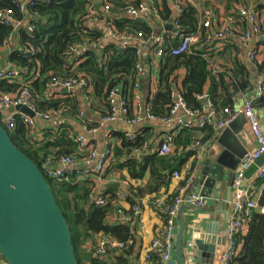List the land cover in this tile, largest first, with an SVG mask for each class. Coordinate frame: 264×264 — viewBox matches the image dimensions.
I'll return each mask as SVG.
<instances>
[{
  "label": "trees",
  "instance_id": "1",
  "mask_svg": "<svg viewBox=\"0 0 264 264\" xmlns=\"http://www.w3.org/2000/svg\"><path fill=\"white\" fill-rule=\"evenodd\" d=\"M105 3L111 6L108 9L110 17L107 16V20L116 31L127 32L130 35L143 33L146 37L156 32L158 26L155 28L153 26L155 23L147 16L132 20L126 16L115 15L125 9L127 6L125 0H106ZM157 5L161 18L172 17L169 0H161ZM97 6L94 0H35V5L28 12V16L31 17H27L28 25L32 24L34 29L27 27L19 31L24 49L31 44L34 52L26 56L24 51L15 53L11 56V61L22 69L35 71L38 69V76L34 80L26 78L23 82L10 80L13 81L11 83L8 79H0V92L18 93L23 85H27L40 111L57 109L59 102L45 99L50 81L53 78L71 79L82 76L90 86L91 92L89 90L88 94L91 93L94 98L102 101L109 111L110 90L120 84L125 91L133 87L134 81L129 85V78L135 79L137 47L134 44H127L124 47L114 43L100 44L101 32L88 27L84 19L91 9L100 15ZM258 8L263 9L264 5ZM0 9H11L17 19L23 18L11 0H0ZM198 21L195 8L190 4L185 5L178 17L181 29L192 32L196 29ZM14 26L0 24V45L13 33ZM169 41L176 43L175 39L169 38ZM77 43L86 45L72 52L71 48ZM211 56V51L197 49L193 45L190 51L180 55L163 56L157 89L149 100L150 114L157 119L169 115L175 101L174 79L181 69H184L186 74L177 91L191 111L203 110V101L199 96L205 94L217 111L234 106V96L251 88L248 70L239 60L234 61L231 67L224 66V70H217ZM262 64L263 68L260 69L263 71L264 63ZM1 117L0 115V121ZM29 129L23 122L17 121L13 129L6 130L17 148L34 161L41 171L42 162L47 158L57 162L61 156H73L77 142L73 141V137L65 135L64 131L60 130L55 134L47 132L42 140L34 141L30 137ZM205 130L213 133L210 125L206 126ZM193 131L195 130L184 128L176 134L173 141L174 151L186 148L196 141H204L210 136L208 134L197 139ZM151 136L148 128L136 132L134 140L121 135V148L117 150V155L124 156V161L115 162L116 165L111 163L107 167L110 169L114 166L117 170H125L126 175L135 180L143 179L148 172V179L143 188L129 187L126 199L131 204H134L135 197L157 193L159 188L169 183L172 171L178 166L175 160L169 158L170 154L162 156L155 152H147L138 158L131 155L133 150L141 151L149 147L152 143ZM47 181L63 216L68 221L78 264H126L122 253L117 255V250L107 249L102 254L95 253V242L99 235L123 244L132 237L128 223L108 222L109 216L118 210L113 204L117 200L114 191H106L109 195L106 203L96 205L92 199L94 188L92 181L79 180L73 172L59 180L47 178ZM237 240L242 242V246L230 264H264V215L251 214L246 234H239ZM88 244L89 247L86 248Z\"/></svg>",
  "mask_w": 264,
  "mask_h": 264
},
{
  "label": "crops",
  "instance_id": "2",
  "mask_svg": "<svg viewBox=\"0 0 264 264\" xmlns=\"http://www.w3.org/2000/svg\"><path fill=\"white\" fill-rule=\"evenodd\" d=\"M158 1L159 4L161 0ZM194 1L202 8H208L212 11V21L215 25L227 23L231 26L238 27L240 30L247 29L249 24L246 21L243 22L237 15H231L228 13L227 9L237 5L256 7L262 14L261 18L264 24V8H258L259 6L264 5V0L257 6L253 5L251 0ZM94 2L98 4L97 11L100 14L105 15L106 18L107 16L110 17L108 11L104 9L106 0H94ZM171 5V0H169V6L171 7ZM115 15L123 16L122 13ZM21 20L22 24L14 26L15 29L13 30V33L4 40L6 41L5 44L3 42L0 45V70L4 68H17L23 70L11 61V56L13 54L25 50V46L20 39L19 31L23 28L27 29L28 22L25 17ZM151 22L155 23V25H153L155 28L156 25L158 26L159 21L155 22L152 20ZM90 27L101 32V45L114 43L123 47V42L121 39H115L108 33L109 28L106 22L92 24ZM125 43V45H130L134 44L135 42L133 43L131 40H128ZM134 45H136V43ZM250 45L251 42L249 44H241L228 38L227 36H224L220 41L214 44L210 51L212 52V62H214V66L217 70H224V66L227 68L231 67L234 61L236 62L238 60L248 70L251 88L234 96V106L240 105L246 100L253 101L254 108L259 115L260 125L264 134V96L261 99H259L260 97L257 98V86L259 85L260 81L264 79V69L263 71L260 69V67L263 68L262 60H264V36L261 37L257 42H253V45L256 46L258 52V56L254 61H249L246 56L247 48ZM141 48L143 64L140 70V75L137 78L135 77L134 80L129 78V85L138 79V89L131 87L125 91L121 84L114 88V90L117 91V93L127 101L128 117L130 118L139 116V122L130 125L121 119H116L115 121L101 123L100 118L108 111L106 110V107L102 101L94 98L93 95H91V89L89 95L87 92H83L81 88H72L68 91H65L64 88L60 87L48 91L47 95H45L46 100H49L50 102H59V107L57 109L49 108L45 111L42 110L44 112H49L50 118L48 120H35L34 128L29 129L31 139L34 141H40L44 138V135L47 132L55 134L60 132V130L64 131L65 135L73 137V141H76L77 135H83L88 142L89 148L91 147L96 149L98 153L109 152V166L111 163L116 165L115 162L119 163L124 161V156L121 157L117 155V150L121 148V135L128 137L129 134L148 128L152 134L150 140L152 143L149 145V147H146L141 151L133 150L131 155L138 158L147 152L154 153L153 146L159 143L160 139H162L165 135L171 134L174 130V125L167 124L159 120H150L146 117V104L156 92L160 79L161 58H153L152 44H145ZM38 73V69L36 71L28 70V74H23V80H20L19 82H23L29 77L30 79L34 80L37 78ZM185 74L186 72L184 69H181L177 72L178 76L174 79L176 84L175 91L173 92L174 96L178 93L177 88L180 87L181 81ZM8 82L11 83L13 81L9 80ZM10 94L14 95L16 93ZM110 101L111 103H116L118 98L113 97ZM202 101L203 107L207 109L209 99L204 98ZM10 112L12 111H9L8 108L3 110L0 115L3 117ZM174 118L186 120L189 117L185 114L183 109H179L176 112ZM238 125L239 128L241 127V131L246 132L249 136L246 141L247 145H253L254 147L255 142L248 132L246 121H242L241 119L240 122L237 123V126ZM206 126L202 128V130L193 131L196 134L197 139L210 134L209 130H205ZM210 126L213 129V133H211L210 136L204 141H198L199 145H195L194 142L188 145L186 148H179L174 151L175 146L173 143L172 151L169 153L170 155L167 154L169 158H172L178 164L175 170H181L186 164H189L192 167L193 181L197 175V172L201 168L202 162L207 159V156L212 155V153L213 155L217 156L224 149L217 143L216 130L218 127H216L214 124ZM73 157L76 161L77 169L80 170V175L77 176V179H87L88 181H92L94 183L93 200H95L98 196L109 197L106 191H116L110 187L112 183H120L123 180H127L129 185L123 189L127 196L129 195L130 186L143 188L148 179V172L143 179L135 180L130 179L126 175L125 170H117L114 166H112L110 169H107L108 166H106L105 171L101 174L93 173L92 169L95 167L97 159L90 161L87 149H81L78 147V145L75 148ZM56 166L60 167L61 163L58 162ZM261 167H264V161L255 163L248 175L245 176V183L251 185V197L257 202V207L253 209L251 214L255 213L264 215V212H262V209H264V178H259L257 176V173ZM172 173L169 183L159 188L157 193H150L137 198L135 197L134 204L129 203L126 198L117 199L115 203H113L118 208V210L122 209L123 212L130 217L129 220L123 221L122 215L118 213V210H116L108 218V222L110 224L128 223L130 226L132 237L130 240L125 242L124 247L117 252V255L122 253L121 255H123L126 264H161L158 257L154 253H149L147 249L151 241L161 234L164 227L163 215L157 208L155 200L158 198L164 199L166 201L169 200L174 194L179 183L178 180L172 177ZM232 194L233 187L231 190V197ZM224 195V191H222L221 197ZM221 201L222 200H218L209 196L206 197V203L203 207H196L189 204L181 205L183 206V218L187 224V237L190 235V231L194 223L199 224L203 231H205L207 225H211V232H215L214 234H216L217 237H223L224 239V242L221 244L220 242L216 243L215 241V246L221 247V252L219 254L220 256L225 251L227 246L224 238V231L230 216V200L224 205L221 203ZM133 206L137 207L136 211H134ZM246 232L247 226L240 235H244ZM98 237H102V235L97 236V238ZM189 242L190 241H188V243ZM238 243L239 253L242 242L238 240ZM87 247H89V244L86 245V248ZM192 250L193 249L188 246L186 255L193 254L194 251L192 252ZM0 264H6V262H0ZM218 264H221L220 258L218 259Z\"/></svg>",
  "mask_w": 264,
  "mask_h": 264
},
{
  "label": "built area",
  "instance_id": "3",
  "mask_svg": "<svg viewBox=\"0 0 264 264\" xmlns=\"http://www.w3.org/2000/svg\"><path fill=\"white\" fill-rule=\"evenodd\" d=\"M19 13L27 17L29 10L35 5V0H11ZM89 1V0H86ZM127 6L122 11L123 16H126L132 20H138L147 16L150 21L154 20L158 22L156 32L152 36L146 37L143 33H137L130 35L127 32L116 31L103 14H98L94 10H90L84 16L86 25L90 27L92 24L106 22L109 31L108 33L115 39H121L123 47L126 46L125 42L131 40L136 43V63H135V77H139L140 70L142 68V46L145 44H152L153 46V58L160 59L165 55H180L182 53L190 51V47L196 46L197 49H204L210 51L214 44L220 41L224 36L237 41L241 44L251 45L247 48L246 56L249 61H254L258 56L256 46L253 42H257L261 37L264 36V24L262 21V14L256 7L237 5L228 10L229 14H234L240 17L241 21H246L249 27L245 30H240L238 27L231 26L230 24L223 23L221 25H215L212 21V11L208 8H202L194 0H171L172 17L161 18L158 13V0H140L137 4H134L137 0H125ZM192 5L197 11L199 21L197 27L192 32H186L181 29L178 23V17L182 14L185 5ZM110 4H106L104 9L108 11ZM21 19H17L14 16L11 9H0V24L7 26L10 25H21ZM29 29H34L32 24L28 25ZM170 35H167L169 34ZM167 35V36H166ZM175 39L176 43L169 41ZM101 39V38H100ZM6 41H4L5 44ZM134 43V44H135ZM85 43H77L71 51H77L84 47ZM34 52V47L29 46L24 50V55H28ZM264 63V60H262ZM23 74H28V69H17V68H4L0 70V79L8 80H23ZM139 81L135 80L133 87L138 89ZM81 88L83 92L90 90L88 82L82 77H75L71 79H59L53 78L45 93L55 88ZM264 95V79H262L257 86V98ZM109 97H117L116 103L112 102L109 111L100 118V122L115 121L121 119L128 124H136L139 122L140 117H128V106L127 101L114 89L110 90ZM175 101L169 111V115L162 119H157L155 116L150 114L151 103L148 101L146 104V117L150 120H159L167 124H173L174 130L171 134L165 135L160 139L159 143L153 146V151L158 155H167L172 151V144L176 134L184 128H190L193 130H202L206 125L214 124L216 127H223L234 121L239 115H243L246 121L248 132L255 142V146L247 151L240 161L239 166L235 171V177L233 181V194L229 201L230 216L227 221V225L224 231V238L226 241V249L221 254V264H230L232 259L238 254L239 243L237 236L241 234L250 219L251 212L257 207V202L251 197V185L245 183V172L254 163L256 159L264 155V134L260 125L259 115L255 111L253 101L246 100L242 104L225 107L217 111L213 105L208 101V108L201 111H191L184 104L181 96L177 93ZM202 100L207 98V95L199 96ZM18 105L27 106L32 112L33 116H29L21 111L14 110L5 116L1 117L2 124L6 129H13L16 126L17 121H21L26 124L29 128H34L36 119L48 120L50 118L49 112L40 111L34 103L33 95L27 85H23L18 93L12 95L9 93L0 92V113L10 107H16ZM179 109H183L185 114L189 117L184 119H175L174 116ZM128 137L131 140L135 139V133L129 134ZM77 145L81 149H87L89 160H96L95 167L92 169L93 173L101 174L106 169L108 163L109 152L98 153L96 149L89 148L88 142L83 135L76 136ZM195 145H199L196 141ZM60 162L61 166L57 167L56 164ZM42 171L46 178L59 180L69 175L70 172L80 175V170L77 169V164L73 156L65 155L61 156L57 162H54L52 158H47L42 162ZM192 167L186 164L181 170H174L172 177L178 180V185L174 194L169 200L158 198L155 200L156 206L160 213L163 215L164 227L161 234L154 238L149 247L148 252L154 253L161 264H166L172 258L173 246L176 233L177 225V214L179 207L182 204H189L196 207H203L206 203V198L200 194L192 192L191 186L193 182ZM259 178H264V167L259 169L257 173ZM129 183L127 180H123L119 183V188L114 191V197L116 199H125L126 194L124 188L128 187ZM107 201V196H98L94 202L96 205H104ZM134 211L137 207L133 206ZM264 212V209H262ZM118 213L122 215L123 221L129 220V216L126 215L122 209L118 210ZM95 253L102 254L107 249L121 250L124 244L110 239L108 237H98L95 242ZM191 243H188L190 246ZM186 264H194L193 254H188Z\"/></svg>",
  "mask_w": 264,
  "mask_h": 264
},
{
  "label": "water",
  "instance_id": "4",
  "mask_svg": "<svg viewBox=\"0 0 264 264\" xmlns=\"http://www.w3.org/2000/svg\"><path fill=\"white\" fill-rule=\"evenodd\" d=\"M96 1V0H95ZM68 91L67 88H64ZM29 116L33 112L25 105L10 107ZM234 121L216 130L217 143L224 149L216 156L209 155L202 162L192 185V192L222 200L227 204L235 171L244 154L253 148L247 145L249 137ZM245 145V146H244ZM264 161V155L252 163ZM114 190L119 183H112ZM224 196L221 197V192ZM205 231L199 224L192 225L187 237V224L183 218V206L177 214V230L173 256L166 264H186L187 245L190 241L194 264H218L223 237ZM0 258L6 264H78L68 221L63 216L47 178L39 166L14 144L10 134L0 121Z\"/></svg>",
  "mask_w": 264,
  "mask_h": 264
},
{
  "label": "rangeland",
  "instance_id": "5",
  "mask_svg": "<svg viewBox=\"0 0 264 264\" xmlns=\"http://www.w3.org/2000/svg\"><path fill=\"white\" fill-rule=\"evenodd\" d=\"M251 2L253 5L257 6V5L261 4L263 2V0H251ZM1 123H2V120H1ZM106 166H108V163L106 164ZM0 262L4 263V260L0 258Z\"/></svg>",
  "mask_w": 264,
  "mask_h": 264
},
{
  "label": "bare ground",
  "instance_id": "6",
  "mask_svg": "<svg viewBox=\"0 0 264 264\" xmlns=\"http://www.w3.org/2000/svg\"><path fill=\"white\" fill-rule=\"evenodd\" d=\"M261 62V61H260ZM258 63V62H257ZM262 69V68H261ZM233 107V106H232ZM223 109V108H222Z\"/></svg>",
  "mask_w": 264,
  "mask_h": 264
}]
</instances>
